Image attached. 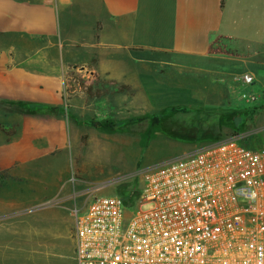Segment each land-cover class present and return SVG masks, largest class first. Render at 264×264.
I'll return each instance as SVG.
<instances>
[{
	"label": "crops",
	"instance_id": "1",
	"mask_svg": "<svg viewBox=\"0 0 264 264\" xmlns=\"http://www.w3.org/2000/svg\"><path fill=\"white\" fill-rule=\"evenodd\" d=\"M120 56L138 68L167 57L177 77L224 85L264 79V0H0V125L16 131L8 143L0 132V171L68 143L67 68L95 58L113 69ZM26 104L52 113L18 111ZM30 196L0 188V264H76L74 237L34 226L47 215L30 212Z\"/></svg>",
	"mask_w": 264,
	"mask_h": 264
},
{
	"label": "rangeland",
	"instance_id": "2",
	"mask_svg": "<svg viewBox=\"0 0 264 264\" xmlns=\"http://www.w3.org/2000/svg\"><path fill=\"white\" fill-rule=\"evenodd\" d=\"M155 58L141 68L121 56L113 69L100 66L95 58L86 66L67 68L63 111L70 122L68 143L0 171L11 177L3 187L31 195L30 212L47 215L33 221L43 232L48 230L50 238L63 229L73 239L74 208L95 197L135 192L145 168L192 156L208 144L177 141L174 135L191 132L192 139L212 135L225 141L233 137L231 131L220 130L214 121L225 113H234L238 121L240 113L256 109L255 120H245L239 138L253 136L264 143V79L243 86L239 79H228L227 85L217 79H188L183 71L177 77L167 57ZM247 93L256 100L244 101L241 96ZM144 115L163 120V130L146 147L141 135L147 123L135 121ZM105 119L117 123L115 133L97 129ZM12 129L8 134L0 131L6 137L3 142L16 134Z\"/></svg>",
	"mask_w": 264,
	"mask_h": 264
},
{
	"label": "built area",
	"instance_id": "3",
	"mask_svg": "<svg viewBox=\"0 0 264 264\" xmlns=\"http://www.w3.org/2000/svg\"><path fill=\"white\" fill-rule=\"evenodd\" d=\"M141 178L132 210L109 195L71 211L76 264H264V145L232 137Z\"/></svg>",
	"mask_w": 264,
	"mask_h": 264
},
{
	"label": "trees",
	"instance_id": "4",
	"mask_svg": "<svg viewBox=\"0 0 264 264\" xmlns=\"http://www.w3.org/2000/svg\"><path fill=\"white\" fill-rule=\"evenodd\" d=\"M226 0H220V8L224 7ZM18 111L25 113V114H51L52 109L48 106L44 105H37V104H26V105H18L17 106ZM180 107H175L174 110H178ZM244 111V110H243ZM257 115L256 109L253 110H246L243 113H240L238 115V121H236V117L234 113H225L222 116L218 117L214 122L218 126L220 130L227 128L231 131V134L233 137L238 138L239 144L243 147L250 149V150H258L264 143L258 138H255L253 136H246L241 137L243 134L244 129V122L245 120L249 119L250 121H254L255 117ZM135 121H143L147 123V128L144 130V132L141 135L142 139V147H146L148 142L154 138L156 133H159L161 130H163V120L156 115H144L143 117L139 119H135ZM117 123L110 119H105L97 123V129L106 134H113L116 131ZM0 131L4 132L5 134H8L10 131H13L12 128L6 127L4 125H0ZM193 133H184L183 135H174V139L177 141H186L190 142L189 144H193L196 142H206L208 143L206 146L218 144L221 141L220 136H212V135H202L201 138L192 139L189 136H192ZM184 138V137H187ZM11 177L7 174V172H1L0 173V188L3 187V185L10 179ZM125 208L127 210H132L135 207V204L138 199V192H131L127 193L124 196L118 195Z\"/></svg>",
	"mask_w": 264,
	"mask_h": 264
}]
</instances>
